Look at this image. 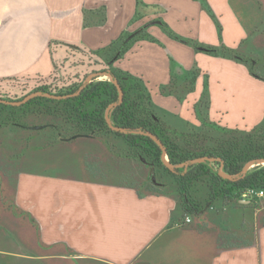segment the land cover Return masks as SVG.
Instances as JSON below:
<instances>
[{"label":"crops","instance_id":"1","mask_svg":"<svg viewBox=\"0 0 264 264\" xmlns=\"http://www.w3.org/2000/svg\"><path fill=\"white\" fill-rule=\"evenodd\" d=\"M249 6L250 0H0V81L46 79L58 67L82 68L89 59L104 68L95 52L122 33L143 30L150 39L135 41L113 65L146 83L167 124L180 131L200 128L194 108L206 81L208 121L248 131L264 118V81L251 76L247 66H254L251 60L264 39L254 17H245ZM192 43L223 45L244 61L198 52ZM192 69L198 76L184 100L160 93L158 87L168 84L171 74L185 81ZM254 70L263 75L261 64ZM58 137L0 145V264H10L9 258L264 264V197L214 200L202 214L187 215L176 188L152 187L146 179L100 181L103 170L85 150L83 159L73 157ZM90 143L99 146L100 141ZM51 147L68 155L43 153ZM122 157L119 161L132 166L128 156ZM13 242L49 252H13L8 250Z\"/></svg>","mask_w":264,"mask_h":264},{"label":"trees","instance_id":"2","mask_svg":"<svg viewBox=\"0 0 264 264\" xmlns=\"http://www.w3.org/2000/svg\"><path fill=\"white\" fill-rule=\"evenodd\" d=\"M130 37L128 33H122L109 46L94 53L106 66L103 72H109L118 81L123 92L121 103L111 109L109 119L112 126L126 132L112 130L105 119L107 108L117 103L119 99L118 89L110 81H91L77 96L64 100L35 97L21 106L0 103V127L20 126L21 121L28 116L45 115L59 123H53L58 132L72 130L74 134H111L119 137L127 145L129 155L144 159L154 167L156 181L164 176L171 178L180 206L187 215L198 214L214 200L238 201L242 200V192L248 189L264 190V164L252 167L241 177V172L247 163L264 160V118L259 125L248 131L223 128L210 123L208 121L210 100L205 81L194 108L201 124L200 128L186 131L173 128L157 114L146 83L141 78L123 72L113 65L124 56L135 41L150 39L143 30L136 31ZM192 44L198 52L203 51L215 57L244 61V57L237 51L223 45L210 48L197 43ZM252 61L254 66L247 65L250 75L264 81V71L263 75H259L254 70L258 64L264 69V59L258 58ZM197 76V69L188 72L185 81L171 74L168 84L160 86L159 91L161 94L173 95L178 101H182L187 93L194 90ZM40 79L42 78L34 79L35 88L30 93L40 91L52 95H69L76 93L82 86L79 81L71 85L61 84L52 91L47 86L38 85ZM46 79L61 80L57 72ZM24 97L13 100L10 97L0 96V99L19 101ZM24 110L26 113L23 112ZM140 132L156 136L165 148L168 162L181 167L176 168L174 172L167 169L161 161L162 151L159 146L149 136ZM57 136L66 138L70 135ZM201 157L216 161L189 164L185 167L189 161ZM220 167L225 174L238 179L234 181L224 179L218 174ZM150 182L153 187L154 184L151 180Z\"/></svg>","mask_w":264,"mask_h":264},{"label":"rangeland","instance_id":"3","mask_svg":"<svg viewBox=\"0 0 264 264\" xmlns=\"http://www.w3.org/2000/svg\"><path fill=\"white\" fill-rule=\"evenodd\" d=\"M255 5L254 9H251L252 5ZM260 4L263 5V9H261ZM249 11L245 15L246 19L250 21L251 18L254 17L258 25V32L261 33L259 38L264 39V0H250ZM244 14V13H243ZM247 21V22H248ZM259 52H256V57L253 59H264V42L259 40L258 44ZM92 59H89L86 65L82 68L77 67L79 64H71L67 69L57 68L56 72L59 73V77L61 80H58L60 85L76 83L79 82L84 84V81L88 77V75L95 72H103L106 69V66L102 68L100 65L96 66ZM96 62V61H95ZM99 63V62H98ZM93 81H111V77L107 75H102ZM35 88L34 79L19 77L14 79L2 80L0 81V96L2 97H10L13 100L17 98H21L22 96L29 95L31 90ZM159 90V87H158ZM196 113V112H195ZM20 126H3L0 127V145L1 144H9L16 142H25L30 143L31 145L34 142L43 143L49 137L57 136V135H66L69 134L71 137L77 134L83 133H75L72 130H63L58 132L53 127V123L59 124L56 120L45 116V115H37V116H28L27 118L21 121ZM37 126H45L44 128L38 130L33 127ZM99 140V146H93L90 142ZM88 143V144H87ZM61 145L65 148H72V156L79 157L83 159L85 157L83 155L82 150H85L87 153V157L90 158V161H94L97 166H99L103 171L98 175V179L100 181H107L110 183L119 182L122 184H137L141 179H146V182L150 184L149 171L150 168L143 163V161L139 158H133L129 155V149L125 142L114 135L111 134H98L94 139H88L87 137H77L70 141L61 142ZM56 148H48L43 153H50L51 156L58 157L63 159L64 155H68V152H60V149L55 151ZM128 156L132 161V166H134L135 171L132 170V166L130 164H126V160H120V157ZM123 158V157H122ZM57 159V158H56ZM59 161V160H58ZM62 161V160H60ZM63 166V164H61ZM57 173H60L59 171ZM141 177V178H140ZM157 183L164 184V190L172 191L175 189L174 183L171 178L164 176L161 179L156 181ZM153 183V182H152ZM1 247V246H0ZM8 250L13 252H27L32 254H43L48 253L49 249H36V248H26L22 244H18L13 242L8 245ZM58 250H63L59 248ZM10 264H71V262L67 259H41L35 261L28 260H19V259H11L6 260ZM75 263V261H73ZM88 264H99L97 262L89 261Z\"/></svg>","mask_w":264,"mask_h":264},{"label":"water","instance_id":"4","mask_svg":"<svg viewBox=\"0 0 264 264\" xmlns=\"http://www.w3.org/2000/svg\"><path fill=\"white\" fill-rule=\"evenodd\" d=\"M107 74L111 77V81L110 82H112L117 87V89H118L119 99H118V102L117 103L111 104L107 108L106 113H105V119H106V122H107L109 128H111L112 130L126 132L124 130H120L119 128H116V127L112 126V124L110 122V119H109V113H110L111 109L114 108V107H116L119 103H121L122 97H123V92H122V90H121V88H120V86L118 84V81L116 79H114L110 75L109 72H95V73H92V74L88 75V77L84 81V84L74 94H69V95H52V94H49V93H44V92L37 91V92L30 93L29 95L25 96L23 99H21L19 101H7L5 99H0V103L1 104H5V105H10V106H21V105L25 104L26 102H28L29 100H31V99H33L35 97H46V98H50V99H54V100H64V99H67V98H72L74 96H77L80 93V91L84 87H86L88 85V83H90L91 81H93L94 79H96V78H98V77H100L102 75H107ZM44 127L45 126H37V127H33V128L40 130V129L44 128ZM140 133H143V132H140ZM143 134L149 136L159 146V148L162 151L161 161H162L163 165L167 169H169L170 171L174 172L176 168H180L181 167V165L174 166V165H172V164H170L168 162L165 148H164V146L162 145V143L158 140V138L156 136L152 135L151 133H143ZM77 137H92V134H77V135H73L71 137L61 138V140L62 141H70V140L75 139ZM141 160L143 161V163H145V165H147V166L150 167L149 178L151 179V181L153 183H155L156 185H160L159 183L156 182V178H155V175H154V167L152 165H149L144 159H141ZM215 161H216V159H212V158H208V157H201V158H197V159H194V160L189 161L188 163L185 164V167H187L189 164H196V163H203V162H215ZM259 164H264V160L251 161V162L247 163L244 166V168H243V170L241 172V177H243L247 173V171L249 169H251L252 167H254L256 165H259ZM218 174L221 177H223L224 179H227V180L234 181V180H237L238 179L237 177H232L230 175L225 174L222 171V167L219 168ZM207 207H208V205L206 206V208ZM200 214H202V212Z\"/></svg>","mask_w":264,"mask_h":264},{"label":"built area","instance_id":"5","mask_svg":"<svg viewBox=\"0 0 264 264\" xmlns=\"http://www.w3.org/2000/svg\"><path fill=\"white\" fill-rule=\"evenodd\" d=\"M37 84L40 86H47L48 89H50L52 91L54 90L55 87L61 86L60 83H58V81H51V80L44 79V78L38 80ZM63 85H71V83L63 84ZM260 197H264V190H262V189H248V190L242 192V194H241L242 200L260 198ZM185 221L187 223H189L190 218L186 217Z\"/></svg>","mask_w":264,"mask_h":264},{"label":"flooded vegetation","instance_id":"6","mask_svg":"<svg viewBox=\"0 0 264 264\" xmlns=\"http://www.w3.org/2000/svg\"><path fill=\"white\" fill-rule=\"evenodd\" d=\"M23 112H24V113H26V112H25V110H24ZM25 117H26V116H25ZM53 127H55L54 129L56 130V126H55V125H53Z\"/></svg>","mask_w":264,"mask_h":264}]
</instances>
